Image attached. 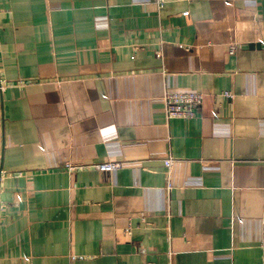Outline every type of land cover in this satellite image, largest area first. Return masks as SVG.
Segmentation results:
<instances>
[{"label":"crops","instance_id":"0c3cea01","mask_svg":"<svg viewBox=\"0 0 264 264\" xmlns=\"http://www.w3.org/2000/svg\"><path fill=\"white\" fill-rule=\"evenodd\" d=\"M1 81L0 264H264V0H0Z\"/></svg>","mask_w":264,"mask_h":264},{"label":"built area","instance_id":"2783aa9c","mask_svg":"<svg viewBox=\"0 0 264 264\" xmlns=\"http://www.w3.org/2000/svg\"><path fill=\"white\" fill-rule=\"evenodd\" d=\"M159 6L162 8L165 0H157ZM237 51V44L230 46L229 52L234 55ZM6 85L3 81L0 82V92L5 90ZM226 96H229L225 93ZM165 113L168 120L173 119H194L197 113L201 110L204 95L200 92H181V91H165L164 93ZM165 165L171 169L173 159H166ZM123 163H101L95 164L92 167L100 172L112 173L122 168ZM72 168V167H68ZM170 188V186H169Z\"/></svg>","mask_w":264,"mask_h":264},{"label":"water","instance_id":"95a60500","mask_svg":"<svg viewBox=\"0 0 264 264\" xmlns=\"http://www.w3.org/2000/svg\"><path fill=\"white\" fill-rule=\"evenodd\" d=\"M253 46H254V47H259V45H256V46H255V45H252V47H253Z\"/></svg>","mask_w":264,"mask_h":264}]
</instances>
